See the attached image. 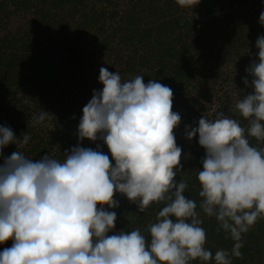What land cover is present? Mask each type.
Instances as JSON below:
<instances>
[{
  "label": "clouds",
  "instance_id": "9594fccd",
  "mask_svg": "<svg viewBox=\"0 0 264 264\" xmlns=\"http://www.w3.org/2000/svg\"><path fill=\"white\" fill-rule=\"evenodd\" d=\"M181 7L200 0H175ZM259 22L264 26V11ZM258 62L243 79L253 92L238 99L234 111L247 121L218 113L203 114L198 127H185L191 141L205 151L200 184V203L187 198L188 187L181 164L182 148L174 130L181 116L174 112L173 90L156 80L144 83L137 75L122 81L119 72L100 68L101 91H93L83 107L78 140L103 141L115 161L99 146L78 143L65 152L63 162L48 154L29 159L21 151L4 158L0 165V264H232L241 258L242 234L264 218V148L248 137L264 141V35L256 40ZM50 113L41 110L33 126L43 124ZM24 132L17 139L9 126H0V155L9 144L27 145ZM180 174L181 179L176 180ZM125 196L145 213L153 203L165 206L156 222L148 226L150 239L139 228L113 232L115 194ZM99 205V207H98ZM202 213L217 221L234 245L213 256L205 247L207 234ZM174 218V219H173Z\"/></svg>",
  "mask_w": 264,
  "mask_h": 264
},
{
  "label": "trees",
  "instance_id": "16d2710c",
  "mask_svg": "<svg viewBox=\"0 0 264 264\" xmlns=\"http://www.w3.org/2000/svg\"><path fill=\"white\" fill-rule=\"evenodd\" d=\"M262 11L264 0H200L185 8L175 0H0V126H9L17 139L24 132L31 137L27 145L5 147L0 165L17 150L29 159L48 154L63 162L64 153L79 143L93 150L99 146L114 166L103 141L78 140L83 107L94 90H102L100 68L106 67L119 72L122 81L141 75L145 84L156 80L173 90L172 110L181 116L174 135L182 148L184 195L199 205L197 175L205 151L198 135L186 139L185 127H198L202 114L214 119L223 113L247 128L233 109L253 92L243 79L251 83L246 69L258 62ZM41 110L50 114L33 126ZM248 139L264 148V141ZM114 198L118 208L105 206L117 214L109 235L139 228L150 239L148 226L165 205L153 203L140 213L125 196L116 193ZM197 211L207 234L205 247L213 256L219 249L230 252L234 241L223 230L217 232L214 217ZM12 243L0 244V251ZM242 243V257H232V264H264V218L242 234Z\"/></svg>",
  "mask_w": 264,
  "mask_h": 264
}]
</instances>
